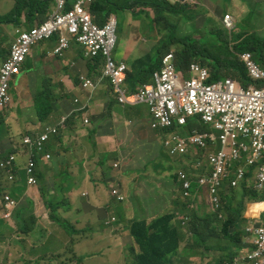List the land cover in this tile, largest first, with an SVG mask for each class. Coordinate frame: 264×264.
<instances>
[{
	"label": "crops",
	"instance_id": "obj_1",
	"mask_svg": "<svg viewBox=\"0 0 264 264\" xmlns=\"http://www.w3.org/2000/svg\"><path fill=\"white\" fill-rule=\"evenodd\" d=\"M116 19L119 20L120 24L126 25L127 34L124 38H118L113 58L117 63H126L128 66V74L126 78L128 92L140 89L144 85L152 84V79H148L147 74H145L146 76L140 81L141 75L148 70L151 64V61L148 58H151L154 62L156 48L159 42L158 41L156 45L150 48L148 47L147 40H145L146 35L151 33L153 17L150 8L135 6L130 12L126 13L123 18ZM14 28L15 27H10L9 29L11 30ZM46 46L51 50L47 53L49 56V54L56 48L57 43L56 41L45 43L42 51L45 50ZM79 49V47H73L70 49L67 53L69 61H64V63L67 65L71 62L75 64V62L84 61V67L76 70V73H81V71L84 70L86 72L84 75H87V78H91L92 75L98 74L95 72L101 73L102 71H99L98 67L90 65L89 57L86 56L85 52L82 54V51H79ZM146 56L148 57L144 59ZM38 61V56H35L34 67L28 65L24 72V79H27L30 85L46 84L49 81L51 82V79H53L54 84L63 85V90L58 91L56 95L68 96L67 99L71 102V110L77 108L74 104L76 98L85 101L86 95L79 89L80 74H78L75 79L70 75L63 76L62 74L54 78L48 77L41 68L38 67ZM32 74L35 76L34 79L32 78ZM24 76L19 80L20 85ZM109 87V82L104 81L97 83L94 90L90 91L89 110L83 116L85 119L90 120V124L85 125L82 119V121L72 119L69 121L70 124L67 125L66 129H64L61 134L50 136L46 149L49 154L52 153L54 161L47 163L46 161L40 160L38 162V172L40 174L39 176H42V178H38V187L36 188H30L27 184V177L24 168L28 158V149L27 146L24 145V140L26 137L31 136V134L33 135V138L36 137L34 132L35 127L56 126L60 119L66 116V114L60 112L68 110L70 105L63 104L59 107V112L53 113L52 117L45 124L39 123L35 117H25L21 123L14 122L10 125L13 130L11 135L13 136L15 132L19 130H27L22 142H19L17 146L12 145L10 148V151L18 152L21 155L20 158L22 160L18 172L19 180L15 184H9L11 195L13 190L16 193L21 190L25 191L21 197H17V200L19 201L18 208L24 205L27 199L33 202V198L35 197L43 207V211L41 210V213L44 214L42 219L46 217V213H50L48 211L56 212V214L62 212V214H64L63 218L65 221H68L66 223L70 227L69 235L71 236H75L76 231L74 229H79L78 226L82 223L77 216H73V213L76 212L78 215L83 213V228H85L86 231H90V237L95 238V245L98 247L100 246V250L95 254H92L91 252H88L86 248H83L82 252L79 253L80 262L82 264H90L88 260L93 256L104 257L106 251H111L113 247V244L111 243L112 241L114 242L116 250H119L122 253L120 264H126V258L128 257V254H131L128 248L133 246V240L130 238V234L129 236L125 234L129 231L130 224L136 220H147L150 223L157 216L165 214L161 213V205L152 204V206H145L140 209V213L138 214L137 211L134 208H131L128 204L130 194L135 193L136 195H140V193L148 189V181L151 177L158 181V188L162 192V196L166 199H171L173 191H166V186L169 182L166 179L154 177V172L148 170L149 165L155 166L156 163H160L162 153L165 154L167 158L182 160L180 166H183L178 169L176 176L174 177L175 181L173 184L177 187H175V189H180L178 179L179 171H185V173L191 175L192 173L193 175L199 174V171L194 170L192 167V163L199 157H194L192 154L189 157H182L179 153L173 154L170 148L166 149L163 145V136L160 135L158 130L153 128L151 114L150 118L148 116L144 117L139 113H136L134 109L132 110L129 106H121L113 95L111 87L110 89ZM10 120L12 121V119ZM139 126H143V130H145V133L147 132L149 134V137L140 139L138 132ZM13 136L11 141L13 140ZM164 139L167 140L166 136H164ZM1 140L7 143V145L10 143L8 137H3ZM140 143L142 144V155L139 148ZM69 145L72 146V150L68 149ZM8 148L6 147L5 153L9 150ZM80 148H82V150ZM217 149L218 147L211 148L209 152ZM137 155L139 158L141 156V162L144 164L143 168L132 169L127 172V165L125 164L124 166L123 164H120L119 161H130L132 164H136L135 161L138 160ZM61 157L63 161H58V158ZM187 158L189 159L188 161ZM200 159L203 163V166L200 168V174H209L207 153H203ZM115 164H118L117 168L115 167ZM189 171H192V173ZM65 174H67V176ZM133 174H136V177L132 178L131 175ZM91 175H95V180L100 182L94 185L92 183L93 178ZM193 175L192 181H194ZM1 178L2 177L0 176V180ZM58 180H61L60 185H57ZM130 180H132L130 183L132 189L129 190L127 183ZM61 187H64V189ZM243 187L246 190L244 197L248 198L250 202L244 203L238 210H234L232 201L226 199L227 196L231 198L233 190H223L221 193L222 200L231 215H233V213L240 214L239 217L234 219L233 227L231 229L233 232L240 231L245 233L240 217H244L245 221L249 222L247 228H257L264 221V192H260L256 188ZM64 190L65 196L63 195ZM58 194L61 197H64L63 199H66V203L55 201V197ZM197 194L198 190L194 188L192 196L189 198H194ZM200 197L202 196L198 197L196 204H190L192 210L195 208L199 209V204L201 202ZM151 198H149L148 201ZM50 201H52L51 206ZM256 207L258 208L255 211ZM131 209L134 211V217L131 218L129 216L128 218L123 219L122 216L125 215V212L130 211ZM16 211L11 220L13 221V225L10 223L7 225V221L2 218V210H0L1 230L7 228V226L16 229V224L14 225V223H16ZM198 211L199 210L194 212L198 214ZM38 213V210L35 211L37 217L36 224L33 228L36 230V233H33L36 237L31 233L30 236L25 238L21 245L19 244L20 241L13 243L9 240L5 241L8 243L9 247L8 260L11 261L14 257L13 248L32 253L36 249V244L41 242L40 234L46 236L43 237V241L41 242V245L44 246L46 244L45 238L48 240L52 235L57 234L59 229H61L56 221L52 219L51 222L54 224L53 229H46L45 222L40 219ZM68 213H71L72 215ZM176 213L178 214V212ZM24 214H27V212ZM206 217L207 215H205V218ZM116 218L117 221L115 220ZM114 222H116L115 228H119V234L115 236L109 235L106 229L107 227L113 226ZM189 223L190 220L183 224V228L186 229L182 232L180 250L182 251L187 246L196 251H200L203 249V244L196 236H194L191 231L192 229H188ZM39 230L40 234L38 233ZM215 233L227 234L225 231H215ZM123 236H128V239L125 240ZM17 239L20 240L21 238L17 237ZM254 239L255 235L251 238H243V235L237 238V240L240 241V246H248L251 244V241L253 244ZM1 243L4 242H0V244ZM6 256L7 253L5 254V257ZM17 264H24L21 257L18 258ZM132 264H134V259Z\"/></svg>",
	"mask_w": 264,
	"mask_h": 264
},
{
	"label": "built area",
	"instance_id": "obj_2",
	"mask_svg": "<svg viewBox=\"0 0 264 264\" xmlns=\"http://www.w3.org/2000/svg\"><path fill=\"white\" fill-rule=\"evenodd\" d=\"M96 0H74L73 8L66 10V0H56L57 9L53 16L48 19L41 28H35L24 33L14 42L9 58L0 69V111H3L11 103L9 86L16 76L21 72L22 66L26 63L32 47L38 41H45L55 35L61 36L60 43L56 49V55L62 57L69 49V38L72 37L85 49L87 57L96 59L99 56L105 61L103 79L107 80L111 86L118 103L123 106L145 105L149 108L153 120V128L163 131L171 127L173 120H177L180 125H186L187 119L201 117L204 122L214 123L218 131L221 132L223 142L230 136L232 138L244 137L252 141L249 148L244 145V151L250 152L247 157L248 165L256 168V189L264 192V89H240L231 80L213 86H207L206 82L210 77L207 69L199 65H192L189 75L193 76L191 81L183 79L178 73L174 58L171 55L162 60L161 70L153 75V83L143 86L131 92L126 87V75L128 68L125 64H116L113 60V52L116 47V22L112 20L105 28L96 26L92 17L87 13V7ZM226 29L233 28L231 16L226 15L223 21ZM21 34L20 32H18ZM248 73L254 80L264 81V69L260 68L253 60L250 53L240 56ZM85 88H92L90 81L85 82ZM212 101H219L225 104L224 109L234 110L236 115L244 119L242 121H232L228 118H218ZM85 123H88L86 120ZM163 137V145L166 149L175 153H186L192 146H203L206 135H192L183 138L173 134ZM48 134L40 138L26 137L24 144L29 148V159L26 167L28 184L35 185L36 178L34 169L36 162L34 155H43L45 152V142ZM46 159L50 154H46ZM235 158L240 159L241 151L235 152ZM15 157L8 161L0 162V175L7 172L10 181H15L12 172ZM210 173L199 179V184L206 187L212 197L211 203L217 208L221 207L222 200L220 191L225 182L229 179L232 169L231 160L223 156H212ZM118 167V164H115ZM179 180L182 183L184 195L188 197L192 187L191 176L180 172ZM249 182L245 167H239L237 180L231 181V187H238L243 182ZM122 199V198H121ZM6 203L9 210H13L12 199L6 196ZM255 234L253 241L254 250L252 253L244 255V260H250L256 264L264 262V221L257 228H251Z\"/></svg>",
	"mask_w": 264,
	"mask_h": 264
},
{
	"label": "rangeland",
	"instance_id": "obj_3",
	"mask_svg": "<svg viewBox=\"0 0 264 264\" xmlns=\"http://www.w3.org/2000/svg\"><path fill=\"white\" fill-rule=\"evenodd\" d=\"M170 4L173 6L175 5V2H179L182 4H188L191 9H195L197 11L202 10L204 18H210V20L207 22L208 30L212 26H218L219 28H222L224 31L227 32L226 40L228 42H233L234 46L237 47L240 44L249 42L252 44H263L264 43V0H186L185 2H180L179 0H168ZM14 0H0V15H6L8 14L14 7ZM54 8V7H53ZM152 14V23H154L156 29L151 32L150 34L146 35L145 40L148 42V47H152L156 45V43L161 39L162 35L164 36L163 39L160 41L164 42L167 40V38H170V28L166 27V23L163 21H158L156 19L157 17V10L153 7H149ZM226 15L231 16L233 20V28L231 30H225L223 27V21ZM145 17V16H144ZM146 18V17H145ZM169 20L173 23H177V21L170 15ZM204 21L199 20L198 22V28H201L200 31L204 32ZM25 28H22V30ZM16 30V29H15ZM14 29H9L8 27L0 28V43L1 48L4 52L9 54L10 48L13 43V37L15 35ZM26 30V29H25ZM138 30V29H137ZM207 30V31H208ZM176 31V36L179 38L189 36L192 33V27L191 23H186L185 20H182L178 23ZM206 31V32H207ZM144 33V31L142 30ZM127 34V29L125 24H119L118 23V32H117V38H124ZM2 38L6 39L5 42H1ZM45 45V44H44ZM44 45H41L37 48H34L32 50V58L29 59V65L34 67L35 64V56H38L39 58V65L38 67L41 68V70L48 76V77H58L60 74L63 76L70 75L72 78L76 75V70H79L84 67V61H78L75 62L76 68L71 69L69 67H66L65 62L69 61V58H67V54L65 57V60L61 59H53L48 56V52H50V48L46 46L45 50L42 51L44 48ZM79 51H81L79 49ZM262 53H264V48ZM38 54V55H37ZM165 55H171L174 60L177 62V49L176 47H172L169 49ZM2 64V63H1ZM0 64V65H1ZM208 68V67H207ZM209 69V68H208ZM210 70V69H209ZM211 71V70H210ZM82 74H86L84 70L81 71ZM34 74H32V78L34 79ZM25 76L23 77V79ZM53 80V79H52ZM29 81L27 79H24L21 82V85L14 90L12 88V85L10 87V97L13 99V103L6 108L2 113H0V120L4 119L3 124H1V128L3 131V137H8L9 144L5 143L0 139V159L6 157L10 154V148L12 145H18V143L22 142L24 134L27 130L24 131H17L15 132L14 136L11 135L13 133L12 128L10 125L14 122H20L25 119V117H32L34 115L33 112V102H35V99L37 95H32L30 87H28ZM107 84V83H105ZM108 85V84H107ZM109 86V85H108ZM110 89V87H109ZM132 110L136 113H139L141 116H148L150 118V112L149 108L145 105L142 106H136V107H130ZM145 113V115H144ZM17 117V119H16ZM12 119V121L10 120ZM78 121H82L81 119H77ZM66 129V128H65ZM32 132V131H28ZM138 132L140 139H144L145 137H149V134L145 130H143V126L138 127ZM13 136V140L11 141V138ZM33 137V135L31 134ZM6 147L9 149L6 152ZM140 153L142 155V144L139 145ZM69 150H72V146H68ZM82 150V148H80ZM51 157L48 159V162H53V155L50 153ZM138 160H134L136 164H132L130 161H119L120 164L127 165V172H129L132 169H142L144 164L141 162V156L137 155ZM189 159L187 158V161ZM58 161H63L62 157L58 158ZM181 159H171L167 158L164 155H162V158L160 160V163H156L154 165H149L148 170H152L155 174L154 177H159L161 179H166L169 183L166 186V191L172 190L173 194L171 199H166L162 196V192L158 188V181L155 178H149L148 181V189L140 193V195H136L135 193H132L129 195L128 198V204L131 206V208H134L137 213H140V209L145 206H152V204L161 205L162 211L161 213L169 212L170 209H175L178 212V217L176 219L177 222H181L179 219L180 217H183L185 215H190L191 210L189 207L187 208L186 214H182L183 207L182 205L185 204H196L197 199L199 196L201 199V202L199 204V209L195 208L194 211L199 210L198 212L207 215V217H212L215 214L210 211L209 206L206 203V199L208 201H211L212 197L210 196L209 192L198 185H194V188L198 190V194L194 196V198H186L183 196V193L180 189H175V185L173 184L175 181V176L181 164ZM129 163V164H128ZM119 164V165H120ZM146 168V167H145ZM147 169V168H146ZM200 174V171H199ZM40 175V174H39ZM67 176V174H65ZM1 177L3 176V173L1 174ZM93 178V184L96 185V183H99L100 181L95 180V175H91ZM131 177H136V174L131 175ZM40 178V176H38ZM42 178V177H41ZM132 180L128 181L127 185L129 187V190L132 189L130 183ZM61 180L57 181V185H60ZM9 187V183H7ZM65 185V184H64ZM72 186V185H71ZM30 188L38 187V179L37 183L35 185L28 186ZM64 189V187H61ZM177 188V187H176ZM251 189V188H250ZM22 191V190H21ZM18 193H14L15 191H12L13 196L11 195L10 189H8V197H10L14 203V208L17 210L19 206V201L17 200V197H21L25 191ZM147 191V192H146ZM4 194V193H3ZM63 195L65 196V190L63 192ZM43 196V195H42ZM220 196V195H219ZM152 197V198H151ZM206 197V198H205ZM64 197H61L59 194L56 195L55 201H62L63 203H66V199H63ZM151 198L149 201L148 199ZM231 201L233 205L234 210L240 209V207L244 203H249V199L244 197V189L242 186L238 188L233 189V194L231 196ZM177 203V204H176ZM52 205V201H50V206ZM33 206H34V214L35 211H39L38 216L40 219L43 218L44 214L41 213L43 211V207L41 203L36 200V198H33ZM3 207V195L1 197L0 193V208ZM20 208V207H19ZM258 207L255 208V211ZM42 210V211H41ZM192 210V211H193ZM83 211V209H82ZM193 211V212H194ZM46 213V217L42 219L45 222L46 229H53L54 224L51 222V219H54L56 222H62L65 221L63 218L62 212H51ZM15 213V212H14ZM14 213L12 216V219L14 217ZM71 214V213H68ZM26 219L29 220L30 225H25L28 229L31 228V221L28 217L30 214H25ZM72 215V214H71ZM17 216V211H16ZM15 216V222L17 223ZM62 216V217H61ZM73 216H77L82 223L78 226L79 229H74L75 236H71L70 234V228H64L62 225L58 224L61 229H59V232L57 234L52 235L48 240L45 238V245L42 246L41 242L43 241V236L40 234V240L41 242L36 244V249L34 252L29 253L25 251H21V249H14V257L12 260H8L7 257L9 256V247L8 243L4 242L0 244V264H17L18 258L21 257L24 264H82L80 262V256L79 253L82 252L83 248H86L88 252H91L92 254H95L98 250H100V246L95 245V238L90 237V231H86L83 224L84 215L83 213L81 215H78V213L74 212ZM133 218L134 217V211L131 209L130 211L125 212V215H123L124 218L128 217ZM33 217V214L31 215ZM35 217L37 215L35 214ZM225 219H227V214L225 212ZM117 221V218L115 219ZM241 223L243 224V228L245 229V233L243 235V238L246 237V228L248 227L249 222L245 221L244 217H240ZM36 221V220H35ZM67 221V220H66ZM224 221V220H223ZM13 225V221L8 222ZM14 223V225L16 224ZM133 223V222H132ZM131 223V224H132ZM116 222H114V225L111 227H107V233L109 235H118L119 228H115ZM187 226V225H186ZM217 227L220 231L221 229V223H217ZM197 230L196 228H193L191 225H188V229ZM186 228L181 229V233L184 232ZM10 231V230H9ZM85 231V232H84ZM200 232H203V230H200ZM125 234L129 236L130 232L127 231ZM21 235V234H20ZM32 235L36 237L33 233ZM16 236H19V234L13 235L12 238L9 239H15ZM128 236H123L125 240L128 239ZM26 236H23V239L25 240ZM38 238V237H37ZM130 238L132 239L131 235ZM16 240V239H15ZM133 240V239H132ZM20 241V240H17ZM113 244V247L111 251H106L104 253V257H98L93 256L91 257L88 262L90 264H120L122 260V253L119 250H116L114 246V242H111ZM138 245H133L128 248V250L131 252V254H128V257L126 258V264H132L134 259V264H139L136 260L135 254L141 253L140 247H137ZM134 249L135 251H132ZM7 253V256L5 257V254ZM226 254V250L217 248L211 252L208 256L199 255L198 257H192L188 256L185 257V261H182L183 254L180 252L181 255V261L179 264H213L215 262V259ZM127 255V254H126ZM192 258V260H191ZM7 259V260H6Z\"/></svg>",
	"mask_w": 264,
	"mask_h": 264
},
{
	"label": "trees",
	"instance_id": "obj_4",
	"mask_svg": "<svg viewBox=\"0 0 264 264\" xmlns=\"http://www.w3.org/2000/svg\"><path fill=\"white\" fill-rule=\"evenodd\" d=\"M14 2V7L8 14L3 16L0 15V28H19L25 26L27 29L33 26L36 19H38L39 22H44L49 17L50 3L52 0H14ZM135 6L155 8L157 10V20L164 21L166 27L170 28V38L162 42L160 41L164 38L162 35L156 48L154 62L151 58H148L151 64L148 70L141 75L140 81L146 76L145 74L148 75V79H152L154 73L161 69L162 58L172 47H176L177 49L178 60L176 63L180 71H187L189 66L194 63L200 64L202 67H208L211 70V83L230 78L237 81L244 88L250 86L251 80L247 75L244 65L239 61V56L244 53L252 54L254 61L260 67H264V53H262L264 43L260 45H251L247 42L235 47L233 42H228L226 40V36L228 35L226 31L218 26H212L210 30H208L207 22L210 18H204L202 10H193L188 4H182L176 1L175 5L172 6L168 0H99L92 5L90 12L95 17L96 24L98 26H103L111 17L123 18L124 15L130 12ZM69 8H71V4L68 5V9ZM170 15L177 23H173L169 20ZM200 19L204 21V32H201V28H198ZM182 20L191 23L192 33L189 36L179 38L176 36L175 30L177 29L178 23ZM24 22H26L25 25H23ZM155 29L156 27L154 23H152L151 32ZM5 41L6 39L2 38L1 42ZM52 41L57 42V38H52ZM1 46L0 43V50ZM7 55L6 52L0 51V60L2 59L0 63L7 59ZM89 63L99 69L101 66V59H96ZM52 85L50 81L46 84L37 85V89L34 92V95H37V97L35 102H33V110L34 112L36 111L37 118L42 122L50 119L54 106L58 101V97H56L54 93L56 87ZM3 122L4 119H1L0 126ZM69 124L70 122H66L59 125L58 129L55 131L58 133L57 135L61 134ZM196 126V121L194 119L188 120V123L183 126L180 125L177 120H173L171 127L165 128L163 131H159V133L162 136H165L166 133L173 134L174 136H178L179 134L190 135L194 130H202L201 127L198 128ZM2 135L3 131L0 127V139H2ZM191 154L194 157H199L197 159H200L202 156V147L200 145H194L186 153L180 155H182V157H189ZM162 155L167 157L163 153ZM13 169L15 170V168ZM41 177L42 176H40V178ZM5 180V176L0 180V182L2 181L0 183L1 197L8 193L9 189L7 181ZM243 189L245 195L246 190L244 187ZM226 199L231 201L229 196H227ZM182 207L183 210L181 213L186 214L187 204L184 203ZM25 212L30 214L28 217L30 218L32 229H28L25 226L30 225L29 220L26 219V215L24 214ZM176 212L175 209H170L169 212L157 216L150 223L147 220H136L130 224L129 232L133 239V245H138L137 247H140L141 251V253L135 254L139 264L180 263L182 222H176L178 216ZM227 212L229 220L225 223L223 231L227 233L225 236L229 240L230 247L227 249L226 255L218 260V264H224L225 261L232 259L238 254L241 250V246L237 238L244 234L240 231L236 233L231 231L234 219L239 217L240 214L233 213V215H231L228 210ZM32 214L33 217H31ZM189 216L190 219H194L189 225L197 229L191 231L194 236L202 242L205 251L208 253L212 250L209 241L212 239L213 232H215V230L210 229L213 223L207 218H200L195 212H192ZM16 220L17 231L9 228H7L6 231H4L5 229L3 231L0 230V240H7L12 238L15 234L29 235L31 232L36 233V230L33 229L36 224V217L32 201L27 199L25 204L18 208ZM56 223L59 222L57 221ZM59 224L64 228H68L67 224L64 222H60ZM200 230H203V232H200ZM38 233L40 234V230ZM193 250V248L189 247L184 249V251L181 252L183 254L182 261H185V257L192 254ZM132 251L135 250L132 249Z\"/></svg>",
	"mask_w": 264,
	"mask_h": 264
},
{
	"label": "clouds",
	"instance_id": "obj_5",
	"mask_svg": "<svg viewBox=\"0 0 264 264\" xmlns=\"http://www.w3.org/2000/svg\"><path fill=\"white\" fill-rule=\"evenodd\" d=\"M99 0H96L93 4H91V5H89L88 7H87V13L92 17V19H93V22H94V24L96 25V26H98L97 24H96V21H95V17L91 14V12H90V8L92 7V5H94L95 3H97ZM66 2H67V5H66V10L67 11H69V10H71L72 8H73V2H74V0H66ZM69 4H71V8H69L68 9V5ZM54 7V8H53ZM57 9V2H56V0H52V2L50 3V14H49V17L44 21V22H39V20L38 19H36L35 20V22H34V24H33V26L31 27V28H25V26H23V27H19V28H17V27H15L14 28V30H15V35L14 36H12L13 37V43H12V46H11V48H10V51H9V54L7 55L8 57H7V59L5 60V61H2L1 63L3 64L4 62H6L7 60H8V58H9V55H10V52H11V49H12V47H13V45H14V42H15V40L17 39V38H19L21 35H23L24 33H27V32H30V31H32L33 29H35V28H41V26L48 20V19H50L52 16H53V14H54V12H55V10ZM112 20H114L115 22H116V47H117V42H118V38H117V32H118V23L120 24V22H119V20H117L116 19V17H111L110 19H109V21L108 22H106L103 26H98V27H100V28H105ZM25 23L26 22H24V24L23 25H25ZM223 27L225 28V26H224V24H223ZM3 28V27H2ZM8 28H10V27H8ZM22 28H25V29H23L22 30ZM225 30H228V29H226L225 28ZM18 32H20L21 34H19ZM54 37H56L57 38V46H56V48L53 50V52L52 53H50L49 54V57H51V58H53V59H61V60H64L65 59V57H66V54L69 52V50L70 49H72L73 47H79L80 48V50L82 51V54L85 52V49L82 47V46H80L78 43H77V41L75 40V39H73L72 37H70V36H67L68 38H69V49H67L65 52H64V54H63V56L62 57H59L58 55H56V49L58 48V46H59V43H60V39H61V36H59V35H55V36H53V37H51L50 39H48V40H45V41H38L37 43H35V45L32 47V50L34 49V48H37V47H39V46H41L42 44H45V43H47V42H52V38H54ZM116 47H115V49H116ZM2 50V49H1ZM32 50H31V52H30V55H29V57H28V59H27V61H26V63L22 66V69H21V72H20V74L18 75V76H16L15 77V79L13 80V82L10 84V86H9V88L11 87V85H12V88L14 89V90H16L19 86H20V84H19V80H20V78L22 77V76H24V72H25V70H26V68L28 67V65H29V59L32 57ZM115 51V50H114ZM2 52H3V50H2ZM113 54H114V52H113ZM252 55V54H251ZM166 56H168V55H165L163 58H165ZM163 58H162V60H163ZM96 59H101V66H100V68H99V71H102L101 73H98V74H96V75H92V77L91 78H87V75H84V74H82V73H76V75H75V77H74V79L77 77V75L78 74H80L79 75V89H80V91L82 92V93H84L85 95H86V99H85V101H82L80 98H76L75 99V101H74V104H75V106L77 107L76 109H74V110H71V102L67 99L68 98V96H66V95H64V96H60V95H56V93L58 92V91H62L63 90V85H61V84H54L53 83V80L51 79V82H52V84H53V86H55L56 87V89H55V91H54V93H55V96L56 97H58V101L56 102V104H55V106H54V110H53V113H56V112H59V107H61L63 104H69L70 105V108L68 109V110H65V111H63V112H60V113H63V114H66V116H64L63 118H61L60 119V121L58 122V124L56 125V126H44V127H39V128H34V132H35V138H40L42 135H44V134H48V140H49V138H50V136H56L58 133H56L55 131L58 129V126L59 125H61V124H63V123H66V122H69L70 120H72V119H82L83 120V122H84V124L85 125H88V124H90V120L89 119H85L83 116L87 113V111L89 110V105H90V101H89V95H90V91L91 90H94V88H95V86H96V84L97 83H101V82H104V81H107V80H104L103 79V72H104V69H105V64H104V60L102 59V57L101 56H99L98 58H96ZM96 59H92V58H89V62H91V61H93V60H96ZM2 60V59H1ZM0 60V61H1ZM113 60L115 61V59L113 58ZM253 60H254V58H253ZM239 61L241 62V60H240V56H239ZM255 62V61H254ZM0 63V64H1ZM115 63L116 64H125L126 65V63H117L116 61H115ZM174 63H175V66H176V69H177V71H178V73H180L181 75H182V77H183V79H185L186 81H191L192 79H193V76L192 75H189V70H190V67L192 66V65H199L200 67H202L200 64H196V63H194V64H191L190 66H189V69L187 70V71H185V72H182V71H180L179 69H178V67H177V63H176V61L174 60ZM243 65H244V63L243 62H241ZM256 63V62H255ZM2 64L0 65V69H1V66H2ZM257 64V63H256ZM258 65V64H257ZM127 66V65H126ZM259 66V65H258ZM66 67H69V68H71V69H74L75 67H76V64H74L73 62H71V63H69V64H67L66 65ZM161 67H162V65H161ZM244 67H245V65H244ZM260 67V66H259ZM127 68H128V66H127ZM202 68H205V69H207L208 71H209V73H210V77H209V79L207 80V82H206V85L207 86H213V85H216V84H219V83H224L226 80H231L232 81V83H234L238 88H240V89H255V90H258V89H260V88H263L264 89V81H258V80H254L251 76H250V74L248 73V71H247V69H246V67H245V69H246V71H247V75H248V77H249V79L251 80V84H250V86H248L247 88H244L243 86H241L237 81H235V80H233V79H230V78H228V79H224V80H219V81H216V82H213V83H211V71L207 68V67H202ZM260 68H263L264 69V67H260ZM161 70V69H160ZM159 70V71H160ZM158 72V71H157ZM96 73V72H95ZM128 74V73H127ZM155 74V73H154ZM126 78H127V75H126ZM153 78V77H152ZM24 80V79H23ZM86 81H90L91 83H92V88H85V82ZM108 82V81H107ZM126 83V82H125ZM152 83H153V80H152ZM151 85V84H150ZM145 86H147V85H145ZM28 87H30V90H31V93H32V95H34V92L36 91V89H37V85H30V84H28ZM111 87V86H110ZM112 90V89H111ZM137 90V89H136ZM9 92H10V89H9ZM131 92H134V91H131ZM113 93V92H112ZM10 95V94H9ZM114 95V94H113ZM115 96V95H114ZM116 98V97H115ZM117 100V99H116ZM118 102V101H117ZM13 103V99H11V103L8 105V107L11 105ZM121 106H123V105H121ZM140 106H142V105H140ZM212 106H213V108H214V110H215V112H216V114H217V116H218V118H228V119H230V120H232V121H242V120H244V119H241V117H239L238 115H236V113L234 112V110L233 109H231V110H229V111H226L225 109H224V106H225V104H223V103H221V102H219V101H212ZM7 107V108H8ZM129 107H136V106H129ZM6 109V108H5ZM4 109V110H5ZM3 110V111H4ZM3 111H0V113H2ZM33 112H34V110H33ZM53 113H52V115H53ZM52 115H51V117H52ZM33 118L35 117L36 119H37V121L39 122V123H42V124H45V123H47L48 122V120H45V121H40L38 118H37V115H36V111L34 112V115L32 116ZM50 117V118H51ZM16 119H17V117H16ZM190 119H194L195 121H196V127H201L202 128V130H200V131H198V130H194V131H192V133L190 134V135H182V134H179L181 137H183V138H189L190 136H192V135H206V141H205V144L203 145V146H201L202 147V154L204 153V154H206L207 153V161H208V163H209V169H208V172L210 173V170H211V167H212V165H211V163H210V159H211V157L212 156H223L224 158H227L228 160H231V163H232V169H231V173H230V175H229V179L225 182V184H224V186H223V188L221 189V191H220V198H221V200H222V196H221V193H222V191L223 190H233L234 188H238V187H240V186H246V187H251V188H256V175H255V172H256V168H254V167H251V166H249L248 165V162H247V157H248V155H249V153L250 152H245L243 149H244V145H247L249 148L252 146V141L250 140V139H247V138H244V137H239V138H232V137H228L227 138V140H226V142H223L222 141V138H221V132L220 131H218V129L216 128V126H215V124L214 123H207V122H204L202 119H201V117H194V118H190ZM190 119H187V123H188V120H190ZM33 120V119H32ZM88 121V123H85V121ZM186 123V124H187ZM156 130H158V129H156ZM160 130H158V132H159ZM165 135H167V133L165 134ZM162 136V135H161ZM30 137H32V136H30ZM164 137V136H163ZM33 138V137H32ZM34 138V139H35ZM48 140L45 142V152H44V154L43 155H34V160H35V162H36V167H35V169H34V175H35V178H36V183H37V179H38V176H39V172H38V162L40 161V160H43V161H48V159H46V154H49L48 152H47V149H46V146H47V142H48ZM25 145V144H24ZM26 146V145H25ZM214 147H218V149L217 150H215V151H212V152H209V150L211 149V148H214ZM27 149H28V151H27V154H28V158H27V162H26V166H25V168H24V170H25V173H26V167H27V164H28V159H29V153H30V150H29V148L27 147ZM237 150H240L241 151V157L242 158H238V159H236L235 158V152L237 151ZM12 156H14L15 157V162H14V168H15V170L13 169L12 170V172H13V174H14V177H15V181H10V179H9V175H8V173L7 172H3V176H5L6 177V180L5 181H7V183H11V184H15V183H17V181L19 180V177H18V172H19V170H20V163L22 162V160H21V158H20V154L18 153V152H14V151H10V154L9 155H7L6 157H4V158H2V159H0V162L1 161H8V160H10V158L12 157ZM50 157H51V155H50ZM50 159V158H49ZM203 166V163H202V161H201V159H196L193 163H192V167L194 168V170H196V171H200V168ZM245 167V169H246V171H247V179L249 180V182L247 181V182H243V183H241L238 187H231V181H233V180H237V178H238V170H239V167ZM182 172H184L185 173V171H182ZM190 173H192V171H189ZM179 173H180V171L178 172V179H179ZM2 174V173H1ZM249 174H250V176H249ZM188 175H190L191 176V179H192V175H193V173H192V175L191 174H188ZM202 176H204V175H202V174H194L193 175V177H194V181L192 182V187H191V190H190V192H189V195H188V197L187 196H185L184 195V190H183V187H182V183L180 182V180H179V186H180V190L182 191V193H183V196L184 197H186V198H189V197H191L192 196V191H193V189H194V185L196 184V185H198V186H200V184H199V179L202 177ZM26 177H27V184H28V176H27V173H26ZM28 186H30L29 184H28ZM202 187V186H201ZM203 188H205L207 191H208V189L206 188V187H203ZM209 192V191H208ZM210 194V193H209ZM6 196H8V193H6L4 196H3V207L2 208H0V210H2V218L3 219H5L6 221H7V225H8V222H10L11 220H12V216H13V213L16 211V209L14 208V207H12V211L11 210H9V208L7 207V203H6ZM206 203H207V205L209 206V209H210V211L211 212H213L215 215L214 216H212V217H206L208 220H210L213 224H212V226L210 227V229H213V230H215V231H219V229H218V227H217V223L218 222H220L221 223V229H220V231H223V229H224V225H225V223L229 220V215H228V212H227V209H226V205H225V203L223 202V200H222V204H221V207L220 208H217L216 206H213L212 205V203H211V201H208L207 199H206ZM190 208L191 209V205L190 204H187V208ZM189 212H193L192 211V209L191 210H189ZM225 212H226V214H227V219H225ZM197 214V213H196ZM200 218H205V214H202V213H200V212H198V214H197ZM178 217V216H177ZM180 220H181V222H182V228H183V224H185L187 221H189L190 220V223L191 222H193L194 221V219H190V216L189 215H185V216H183V217H180L179 218ZM52 220H54V219H52ZM224 220V221H223ZM59 222V221H58ZM62 222H64V223H66V222H68V221H62ZM177 222V221H176ZM60 223V222H59ZM59 223H57V224H59ZM113 223V222H112ZM177 223H179V222H177ZM67 224V223H66ZM67 226H68V228H70L69 227V225L67 224ZM7 228H9V229H13V228H11V227H9V226H7ZM7 228H4L3 230L4 231H6V229ZM251 228H255V227H250V228H246L247 229V233H246V237L247 238H251L252 236H254L255 234L253 233V232H251L250 231V229ZM1 230V229H0ZM2 230V231H3ZM15 231H17V227H16V229H14ZM233 232V231H232ZM235 233L237 232V231H234ZM32 233V232H31ZM31 233L29 234V235H24V234H21V235H19V236H16L15 237V239H7V240H9V241H11L12 243L13 242H16L18 239H17V237H20L21 239H20V245L24 242V239H23V236H26V237H28V236H30L31 235ZM244 235V234H243ZM6 240H0V242H5ZM209 245L212 247V250H210L208 253L205 251V249H204V247H203V249L202 250H200V251H196V250H193V252H192V254H190L189 256H192V257H198L199 255H203V256H208V255H210L211 254V252L213 251V250H215V249H217V248H221V249H224V250H226V253H227V249L230 247V245H229V240L226 238V236H225V234H217V233H215V232H213V234H212V239L209 241ZM180 248H181V242H180ZM186 248H188L187 246L184 248V249H186ZM184 249L181 251V252H183L184 251ZM254 250V245L252 244V241H251V244L250 245H248V246H241V250L238 252V254L235 256V257H233L232 259H230V260H227V261H225V263L224 264H256L255 262H252V261H250V260H244V255L245 254H248V253H252V251ZM224 255H226V254H224ZM224 255H222V256H220V257H218V258H216L215 259V262L213 263V264H218V260L221 258V257H223Z\"/></svg>",
	"mask_w": 264,
	"mask_h": 264
},
{
	"label": "water",
	"instance_id": "obj_6",
	"mask_svg": "<svg viewBox=\"0 0 264 264\" xmlns=\"http://www.w3.org/2000/svg\"><path fill=\"white\" fill-rule=\"evenodd\" d=\"M180 2H185L186 0H179Z\"/></svg>",
	"mask_w": 264,
	"mask_h": 264
}]
</instances>
